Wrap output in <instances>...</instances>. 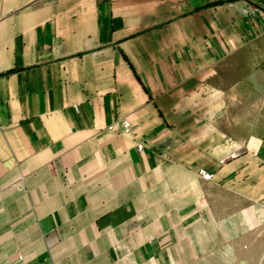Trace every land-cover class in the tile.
I'll return each instance as SVG.
<instances>
[{"label": "crops", "instance_id": "0c3cea01", "mask_svg": "<svg viewBox=\"0 0 264 264\" xmlns=\"http://www.w3.org/2000/svg\"><path fill=\"white\" fill-rule=\"evenodd\" d=\"M263 231L264 0H0V264H249Z\"/></svg>", "mask_w": 264, "mask_h": 264}, {"label": "built area", "instance_id": "2783aa9c", "mask_svg": "<svg viewBox=\"0 0 264 264\" xmlns=\"http://www.w3.org/2000/svg\"><path fill=\"white\" fill-rule=\"evenodd\" d=\"M108 129L111 132H116L121 135L131 134L133 132L132 123L128 119H120L114 124L110 125ZM142 148V145L138 146L139 150H142ZM199 175L202 177V179L206 181H210L212 179V175L208 173L205 169H200ZM259 264H264V255L262 256Z\"/></svg>", "mask_w": 264, "mask_h": 264}, {"label": "rangeland", "instance_id": "374dc122", "mask_svg": "<svg viewBox=\"0 0 264 264\" xmlns=\"http://www.w3.org/2000/svg\"><path fill=\"white\" fill-rule=\"evenodd\" d=\"M250 259H248L249 264H259L262 256L264 255V231L258 236V241L255 244V247L251 250Z\"/></svg>", "mask_w": 264, "mask_h": 264}]
</instances>
